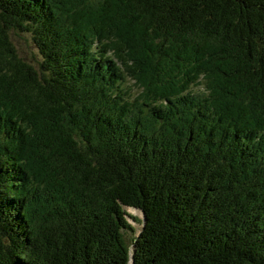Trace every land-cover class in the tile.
Wrapping results in <instances>:
<instances>
[{
    "label": "trees",
    "instance_id": "1",
    "mask_svg": "<svg viewBox=\"0 0 264 264\" xmlns=\"http://www.w3.org/2000/svg\"><path fill=\"white\" fill-rule=\"evenodd\" d=\"M0 264H264V0H0Z\"/></svg>",
    "mask_w": 264,
    "mask_h": 264
},
{
    "label": "rangeland",
    "instance_id": "2",
    "mask_svg": "<svg viewBox=\"0 0 264 264\" xmlns=\"http://www.w3.org/2000/svg\"><path fill=\"white\" fill-rule=\"evenodd\" d=\"M14 43L16 45V47L18 48V53L22 56L25 57L26 59H30L32 62H34L37 58V53H36V48L34 46V44H32V40L30 39L29 36L27 35H22L20 37H14L13 38ZM127 87L130 88V93L133 97L137 96L139 93V89L137 87H135L133 85V83H131L130 81H127L126 83ZM198 90V89H196ZM127 212L132 215L135 216L138 220L142 221L143 220V215L142 212L135 210V209H127ZM132 225L135 227V229L137 230L136 236L138 235V233L140 232L141 229V223H136L134 221H131ZM133 237V234L129 233L127 234V238L131 239Z\"/></svg>",
    "mask_w": 264,
    "mask_h": 264
},
{
    "label": "water",
    "instance_id": "3",
    "mask_svg": "<svg viewBox=\"0 0 264 264\" xmlns=\"http://www.w3.org/2000/svg\"><path fill=\"white\" fill-rule=\"evenodd\" d=\"M143 217H144V214L142 213Z\"/></svg>",
    "mask_w": 264,
    "mask_h": 264
},
{
    "label": "bare ground",
    "instance_id": "4",
    "mask_svg": "<svg viewBox=\"0 0 264 264\" xmlns=\"http://www.w3.org/2000/svg\"><path fill=\"white\" fill-rule=\"evenodd\" d=\"M130 209V208H129Z\"/></svg>",
    "mask_w": 264,
    "mask_h": 264
}]
</instances>
